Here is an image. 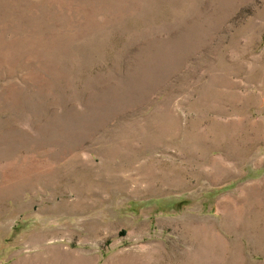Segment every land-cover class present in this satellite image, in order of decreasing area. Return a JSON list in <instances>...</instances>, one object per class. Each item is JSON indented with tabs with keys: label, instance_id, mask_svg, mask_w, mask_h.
<instances>
[{
	"label": "rangeland",
	"instance_id": "1",
	"mask_svg": "<svg viewBox=\"0 0 264 264\" xmlns=\"http://www.w3.org/2000/svg\"><path fill=\"white\" fill-rule=\"evenodd\" d=\"M0 264H264V0H0Z\"/></svg>",
	"mask_w": 264,
	"mask_h": 264
}]
</instances>
